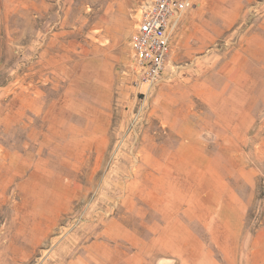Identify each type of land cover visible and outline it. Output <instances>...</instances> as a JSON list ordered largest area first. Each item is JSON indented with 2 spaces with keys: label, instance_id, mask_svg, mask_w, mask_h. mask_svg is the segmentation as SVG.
Listing matches in <instances>:
<instances>
[{
  "label": "rangeland",
  "instance_id": "obj_1",
  "mask_svg": "<svg viewBox=\"0 0 264 264\" xmlns=\"http://www.w3.org/2000/svg\"><path fill=\"white\" fill-rule=\"evenodd\" d=\"M148 0H0V264H264V0H194L139 79Z\"/></svg>",
  "mask_w": 264,
  "mask_h": 264
},
{
  "label": "built area",
  "instance_id": "obj_2",
  "mask_svg": "<svg viewBox=\"0 0 264 264\" xmlns=\"http://www.w3.org/2000/svg\"><path fill=\"white\" fill-rule=\"evenodd\" d=\"M194 0H148L131 35L130 45L139 79L147 84L160 80L173 54V29Z\"/></svg>",
  "mask_w": 264,
  "mask_h": 264
}]
</instances>
